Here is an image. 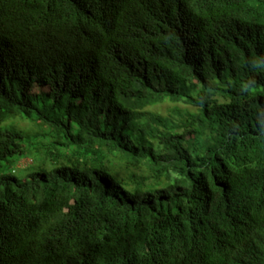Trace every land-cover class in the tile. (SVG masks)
<instances>
[{
    "label": "trees",
    "instance_id": "16d2710c",
    "mask_svg": "<svg viewBox=\"0 0 264 264\" xmlns=\"http://www.w3.org/2000/svg\"><path fill=\"white\" fill-rule=\"evenodd\" d=\"M46 138L0 264H264V0H0V162Z\"/></svg>",
    "mask_w": 264,
    "mask_h": 264
},
{
    "label": "rangeland",
    "instance_id": "374dc122",
    "mask_svg": "<svg viewBox=\"0 0 264 264\" xmlns=\"http://www.w3.org/2000/svg\"><path fill=\"white\" fill-rule=\"evenodd\" d=\"M186 111L195 112L196 109L182 102H171L168 100L148 109L149 117H152V114H157L158 116L162 117V119L171 120V122L174 120L178 122ZM18 123L22 126L26 125V123L23 121H18ZM34 129H36L35 125H33L32 130ZM51 140L52 138H46L33 139L32 143L23 142V146H26V152L21 155H15L11 157V162L9 164H7L6 161H1L0 176L10 174L18 177L19 179H26L32 172L40 170L43 166H46L50 169L56 167L59 163H53L49 158L45 160L47 152H45V150L47 149H41L42 146H45V148H47V144ZM57 148H61L60 150L64 152H70L71 150V148L66 149L59 144H57ZM51 150L55 152L56 148L51 147ZM115 167L118 170L123 169L126 174L132 171H136V169L128 171L129 169L127 170L124 161H122L121 159H117L115 161Z\"/></svg>",
    "mask_w": 264,
    "mask_h": 264
},
{
    "label": "clouds",
    "instance_id": "9594fccd",
    "mask_svg": "<svg viewBox=\"0 0 264 264\" xmlns=\"http://www.w3.org/2000/svg\"><path fill=\"white\" fill-rule=\"evenodd\" d=\"M18 1V0H17Z\"/></svg>",
    "mask_w": 264,
    "mask_h": 264
}]
</instances>
